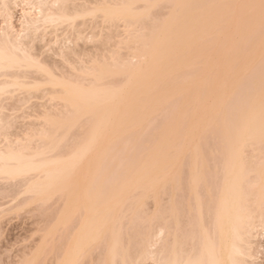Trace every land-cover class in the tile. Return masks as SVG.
I'll return each mask as SVG.
<instances>
[{
  "label": "bare ground",
  "instance_id": "bare-ground-1",
  "mask_svg": "<svg viewBox=\"0 0 264 264\" xmlns=\"http://www.w3.org/2000/svg\"><path fill=\"white\" fill-rule=\"evenodd\" d=\"M67 1H69L70 5H71L72 0H0V16H1V24H0V181L4 180L3 182L6 181V183H7V181L8 182L9 181H16V180L19 181V180L23 179L24 181H22V183H24L25 185H24L23 190H21L23 192L22 194L26 195V191L27 192L32 191V194L30 192L27 194H29V196L35 195L34 199H38V200L42 199L39 197H44V199H45L46 194H48V196H50L49 194L54 193V192L55 193L58 192V194H60L59 191L61 193L63 192L64 198H65L64 202H63L64 205H63V207L61 206L62 207L61 210H58L56 212V213H58L57 215L54 213V216H56V217H54L55 220H53V227L51 229L52 232H50V236H49V237H52V240L50 239V247H48L50 249V253L52 254L51 255L52 261L50 260L51 261L50 264H141L142 263L141 260L143 261L144 258L143 259L142 258H138V259L130 258L131 257L130 254H132V253L129 254V251L126 252L127 247H125L124 246L125 244L123 245V243H122L123 238H122L121 233H119V226H118V223H119L118 218H120L122 213L120 214L118 212H123L122 210H119V209H122L120 207L124 206V204L127 201L129 204L132 202L133 199H136L133 201V203H131L132 208H133V206L135 205L134 202L137 201L139 203L138 198L145 197L146 194L144 192H148L149 195L151 192H153V193H151V195H153L154 193L156 194L157 189L159 187L157 185H161L160 188L163 187L161 189H162V191L164 190L163 194L164 193L166 194V195L164 194V197L167 198V199H165L166 200V203H165L166 207L165 208L163 207L164 208L163 209L164 210L163 216L165 218L164 217L162 218V219H166V220H164V223L166 225L163 224V227L165 226L164 227L165 229L162 226H160V227H162L160 230H162V231L165 230L166 233L164 235L163 234L164 232H163L161 235L162 237L156 238V240H154V243H152L153 240L151 239L152 244L148 243V240H147L146 246H147V243L149 246L146 248L143 247L145 249V250H143L144 254L142 251V254L140 253L139 256L144 255L141 257L146 258V255L147 256L149 255L150 258H152L156 264H259L258 263L259 262L258 261L259 260L258 251L256 249H254L256 246L254 247L253 245L255 244L254 241H255V238L257 236L256 235L257 230H258L257 228L261 227L262 222L264 221V84L260 85V82L258 83V81L257 82L255 81L257 83L256 84L257 86L255 88L256 97H254L253 100H249V101L247 100L248 102H246L244 104V107L243 108L240 107L242 109L240 111L238 110L237 114L235 112V114H234L235 117L233 118V115L231 114V112H233V110H235L234 107L236 105L235 104L232 105L233 107L230 105V107H232L231 108L232 110H230L229 105H228L229 104L228 99H230L231 96L233 95V93L236 91L237 86L238 87L240 86V88H242L241 87L242 84L245 86L244 88H242L244 93L249 91L251 89L250 88L251 84L248 85L250 82L248 84H246L247 86H249V88L243 82H241V84H240V81H243L245 79V78L243 79V76H242L243 72H241L242 74L240 73L241 74L240 78H242L243 80L239 79V83L234 88L233 86L238 82L239 76L237 77L236 83L234 82V85L232 86L235 89V91L233 88L227 90L226 95L228 94V91H231V90H232L231 91L232 95H231V93H230L231 96L229 94L227 95L228 97L225 95V97L228 98L226 100H225V97L223 96L224 101H225L223 103L220 102L221 101L220 99H223V98H218V97H221V94L216 95L217 97L214 95L216 97V99H215V97L212 94L214 92H211V90L214 89L212 86H216L217 90H218L217 86H220L223 88V85L221 86L219 84H221L223 82V80L225 81L227 79V76L226 77L224 76L225 77L224 79L221 78L222 82H219L218 85H210V83L214 81V77H216V75L218 74L217 72L215 74V71L213 72V70H212L215 67L214 65L211 66L212 65L211 63H214V60L212 61V59H215L216 61L219 58L221 59V57H220L222 55L221 53H224L222 56L223 57V64H221V67L219 70L225 71L224 73L222 71L223 75H225V73H227V75L230 74V72H232L231 69L233 70V72L231 74H234V72L237 74L238 71L236 69H238V70L243 69V71L247 69L246 73L249 72L248 70H251L250 62L247 58H245L246 55L251 57V55L248 53V51H247L248 49L246 47L248 45V48H249V47L253 46V42H256L257 39L260 40V38L258 36V35H260V31L259 30L255 31L254 29L253 30L251 29L252 31L246 30V32L248 34L246 33L244 35V32H245V29H244V32L242 33L243 35L241 36V34H239V36H240L239 37V36H237V30L235 29L234 25H233V27L235 30L232 29L233 27H231V25H224L221 23L218 26L217 24H219L220 22H218L217 24H216V22H214L215 19L218 20V18H220V16L215 18L216 12L214 13V9L216 10V8L213 9V8L207 7L208 5H213L214 4L213 1H215V0H163V1L162 0H152V2H151V0H103V1H101L102 3L97 0L98 3L95 4L96 1H93L94 2L93 5L91 4L92 0H90L91 3H89V1H88L87 5L90 4L92 6L88 7L87 5H83V3H82V6H84V7H82V6H79V4H78L79 8L77 7V9L81 8V10H77L76 6L73 7L74 5H76L77 1L75 4L74 3L72 4L73 5L72 7L69 6V3H67ZM139 1L140 2L142 1L143 4H138V3H140ZM153 1H155V2L157 1L156 5H160V4L162 5V4H164V2L168 4L169 2H167V1H170V3L172 5H170V3H169V5H170L169 7L174 6L175 11L173 10L174 8L172 9V7H171V11H173L175 13L172 14V12L169 10L170 13L167 15V17L169 15H170V17L167 18L165 21L163 19L161 21V23L159 22V25H157V26H155V24H158V23H155V24L153 23L154 24L153 26L155 28L153 27L152 32H151L152 26L150 24L146 25L145 24L146 20H144V19H146V18L148 19L150 17L149 14H151V9L152 8L154 9V7H156V6L152 7L153 3H155ZM217 1H224L223 4H230V3L233 4L234 2H235L234 4H236V2L239 3V1H236V0H233V1L232 0H226L227 2H225V0H216V2ZM257 1L251 0V2H250V0H248V2H246V0L245 1L240 0V3H244V2L245 3H254V2H256L258 4L259 1L258 2ZM66 3L68 4L69 7H67ZM79 3H80V1H79ZM99 3H101V4H99ZM192 3H193V5H192ZM196 3L200 4L202 9H199V8H201L200 5L197 6V5H195ZM215 4H217V3H215ZM219 5H221V4H219ZM85 6H87V7H85ZM16 7H19V10H20V18H21L20 24H19L20 27H16V25L14 24V20H13V17H14L13 12H14ZM70 7L74 8L76 10L74 11V9H72V11H73V13H72ZM217 10L219 11V13L222 14V11L224 9L218 8ZM204 11H205V15H204ZM226 11H228V10L226 9L224 11L225 14H227V15H225L224 13L223 14L225 16L223 14L222 15L220 14V15L223 17H228V16H231L235 10H233L232 13L231 12L226 13ZM148 12H149V14H148ZM228 14H230V15H228ZM86 15L93 16V17L90 16L92 18L91 19L92 23L94 21L93 18L96 19V17L99 18V16H100L99 21L102 17L103 18L102 21L104 19L107 21L109 20L108 23H110V21H111L112 24H114L113 21L117 22L116 20H119L118 22H120V20H121L122 23L124 22L122 26L125 25L124 26L125 31H126L125 33L131 35V39L129 38L130 35H129V37L126 36L128 38V41L131 40L136 44L138 42L139 45L142 44V45H145L147 47H146V49H144L143 52L136 54L137 56L134 55V56H136V58H133L135 60V62H133L132 64H131V62H129L130 64L123 65V66H122L121 62H119V61H121L120 59H119V61H118V59H117V61L115 60L116 59L115 56L113 58L110 57L111 59L115 58L113 61L111 60L112 63L114 62L113 65L111 64V61H108V60H107L108 62L105 60L107 62V65H106V63H104L103 57L106 59L107 57L104 56L106 54L97 55L99 57H102L101 58L102 60L100 59L101 62H99V63H97L99 61L98 60L99 58H97V56H96V60H94L95 57H93L94 62L92 63V65L89 64L90 66L88 67V69L81 71L82 74H84V75L80 74L81 75L80 76L76 72L79 75V77L84 76V78H85L84 82L85 83L88 82L87 85H85V84L82 85V81L84 79L82 80V78H83L82 77L80 79L81 80L80 81L79 77H78L79 81L76 80V78H77L76 73H73V76H74L73 79H75L77 82L75 80H72L71 78L68 79V76L71 73L68 76H66L67 78L65 76H64L65 78H62V75H61V77L55 75V73L59 69L58 70L56 69L57 71L55 72V70H53V69H55L56 67L55 68L51 67L52 66L51 63H53V62H51L50 64H48L50 62L48 60H47L48 61L47 63L45 62L48 57H45V59H44L45 61H44V60H42V58L39 59L37 57V55L35 56V54H34L35 52H32L33 50H31L33 48H31L32 46L30 43H32L33 41H37V40H41V42H42V40L44 38H46V35L48 33L52 34V32H54V34H56L58 28L60 30L61 29L60 27L63 24H64V26H62L63 31L65 30L64 27H67V28L69 27L72 30L73 26L81 18H83V19H81V20H83V22H81V23L85 24L84 20L89 17ZM256 15H257V13H256ZM76 18L77 19L80 18V19L75 20ZM141 18L144 20V24L146 26H148V28H150V30L147 31V30H144L146 28L140 27V29H142L144 31L143 34H141L142 32L137 33L138 30L136 32V29H135L136 28L135 25H138L137 23H139V22L141 23V21H142V20H140ZM74 21L76 22L75 24H73ZM96 21H97V19H96ZM99 21H97V22H99ZM107 21H105V23ZM97 22H96V24H97ZM78 23H80V22H78ZM105 23H103V24H105ZM132 23L134 24L135 28L129 27L130 25H132ZM140 23H139V26H140ZM141 26H142V24H141ZM222 26H225V27H222ZM226 26H227L228 30H229V26H230V28L232 29V30L231 29L230 30L233 32V34L235 32L236 33L233 35L232 32H229V35H227L228 31H225L222 29V28L225 29ZM75 27H76V25H75ZM244 27H246V26H244ZM69 28L67 29L68 31H69ZM77 28H78V26H77ZM227 28H226V30H227ZM217 29L220 32H216ZM246 29H248V28H246ZM67 30H65V32H67ZM142 30H140V31H142ZM153 30H155L154 33L156 32V33H158V35L156 33H155L156 34L155 35L153 33ZM222 30L225 32L221 34L222 37L219 40V37L216 35V33H219L218 35H220ZM63 31H61V34ZM250 31L252 33H250ZM253 32H254V35L257 36V38L254 37ZM256 32L259 34H257ZM58 33H60V31ZM79 33L83 35V33H81V30ZM93 33H95V32H93ZM146 33H148L147 35H149V38L147 36H145ZM76 34H78V33H76ZM80 34H78V35H80ZM150 34H154V35L152 36ZM249 34L252 35V37ZM95 35H96V33H95ZM112 35H113V33H111L108 36V38L111 39ZM57 36H59V34H56V37ZM231 36H232V38H229ZM234 36H237L236 38L238 41L234 38ZM246 36H247V38H246ZM72 37H74V36H72ZM126 37L124 34L123 38L122 37L121 38L124 40V38H126ZM140 37H142V38H140ZM144 37H146L147 39L145 38L146 39L145 40ZM217 37H218V39H217ZM241 37H242V39L246 38L250 43H251V41H253L252 45L247 40H244L245 42L246 41L248 42V43L246 42V44L244 45L245 42H243V40H240ZM77 38L78 37L76 36V39ZM79 38H81V37L79 36ZM87 38H89V37H86V39ZM223 38H225V39L223 40ZM249 38H251V39H249ZM48 39L50 40V38H48ZM122 39L121 40L118 39V40H120V42H121ZM143 39L145 41H142ZM204 40L206 41V44L203 46V44L205 43ZM214 40L215 41L218 40V43L217 44H216V42L213 43ZM228 40H230V42H229L230 45H234L235 43L233 44L232 41L236 40V44H238V45H236V44L234 45L235 50L238 49V46L240 44V51H239V49L237 50V52L239 51L238 53L237 52L235 53L234 52L235 50L232 47H230V48L228 47V46H230L229 43H227ZM44 41H47V40H44ZM222 41H223V44L226 43L228 46L221 44ZM239 41H241L243 44ZM120 42H118V43H120ZM200 42H201L202 46L199 44ZM47 43H48V41H47ZM57 43H58V41H57ZM70 43H71V41H70ZM121 44H123V43H120L119 45H121ZM124 44H127V43H124ZM211 44H212V46L217 45L215 50L214 49L212 50ZM260 44H261V42H257V44H256L257 47H259L258 45H260ZM32 45H34V44H32ZM256 45L254 43V46H255V47H253L255 49L254 55L256 54L255 52L261 53V51H259L258 49H257L258 51L256 50V48H257ZM62 46H64V45H62ZM219 46H221L223 49H221V47H219ZM225 46H227L226 50H228V48L229 49L232 48L233 51L228 50L230 53H227V51L225 50V48H226ZM236 46H237V48H236ZM58 47H59V44H58ZM253 48H251V49H253ZM57 49L59 51V48H57ZM66 49H67V47H66ZM66 49H64V52H66L65 51ZM241 49L246 50V51H244L245 53L247 52L244 57H243V55H240V54H243V53H240L242 51ZM260 49H261V46H260ZM61 50L63 51V49H61ZM61 50H60V53H61ZM224 50L226 51L228 57L230 56L231 53L234 52L233 58L231 59V57H232V54H231V57L229 58V60H228V58L226 60L225 57H227V56H226ZM211 51L212 52L216 51L213 55H215L216 57H219V58L216 59V57L215 58L212 57V54H211L212 58H210ZM217 51L220 52V55L218 54ZM64 52H63V55H64ZM260 53L258 54L259 56H261ZM69 54H70V52H69ZM75 54H77V53H75ZM236 54L238 57L236 56ZM239 55L243 58L238 59ZM258 55H256V58L261 59L260 57H258ZM60 56H62V55H60ZM234 56H236V57L234 58ZM177 57L179 58V60L177 59L178 61L175 60ZM208 57H209V60L212 61V62L209 61L210 64L207 63L208 60H206V58L208 59ZM253 57H255V56H253ZM49 58H50V56H49ZM71 58H70V60H71ZM171 58H173L174 60L171 61ZM188 58L191 59L190 64L188 66L190 68L192 66L194 68H197L201 65L199 63H202V62H203V65H205L207 63L209 66L206 68V71H205V73H207V75L209 74V76L211 77L209 80V84L207 83L209 85V87L207 86V84H205L206 80L204 79V77L203 78L200 77V78H202V79H200V81L203 80V82L205 84V85L203 84V86H201L202 82H198L196 80L199 78V77L197 78V76H195L194 79H192L193 77L188 78V80L184 79L185 81H188L189 83L191 82L190 79L194 80L193 83L196 84L195 87L196 86L199 88L202 87L201 89L196 87L199 90V94H200V95L196 94L197 96H199L198 98L203 99V97H201V96L206 95L208 93L209 95L211 94L213 96L214 100H216V101L220 100L219 102L221 103V105H223L225 103L221 107L220 104L216 105V103L213 102L214 100L211 99V102L213 103V105H215V107L220 106L221 108L219 107L218 110L215 109L216 111H214L213 110L214 106L210 104L211 106H213V107H210V105H209L210 109L212 108L210 111L213 110L212 112H215V114L212 112L211 113L214 114L215 116L209 115L207 117L213 118V116H214L215 117L214 120L217 119L219 113H221V109L224 108L225 106H227L224 108L225 113L227 112L226 114H228L227 115L228 118H226L227 124L225 125V127H227V128L229 127V128L227 129V128L223 127L225 129H224V131L222 130L223 133L221 131L220 136H219L220 137V145H222V146L224 145L227 147V159H226V161L221 165H214V166L204 164V163H202L204 154H203V152H199L201 149L199 147H197L199 153H197V150H196V153H193V157H195L194 154H197V156L195 157V160L192 158L194 160V162L191 159L192 160L191 162L194 164H190V165L188 164L189 166L186 165L187 167H185V164L180 162V164H179L180 167H177L178 165H176V164H175L176 167L173 166V164L175 163L174 162L172 164V161L174 160L173 158L177 157L176 155H178V154H176L175 156L173 155V156L169 157L168 156L169 153L174 152V151L177 152L176 149H178L180 145L185 146V143L189 144L190 139H188V141L185 142L187 140V135L193 133L192 131L194 128H192V127H194V126H193L192 122H194V125L196 122L191 121L190 122L191 124H190L189 123L190 120L189 121L187 120L186 122L188 124L192 125L191 126L192 130L188 131L189 134H187V132L185 133L186 134L185 135L186 140H183L184 136L183 137L181 136V135H184V133L179 134V136H177V133H175L176 131H174V132L171 131L172 133L170 132L169 135H167V138L169 139V137H170L171 140L169 139V141H168V139H165V137L161 136L162 142L160 140L159 145H162L163 147H161V146L158 147V145H157V148H160V149H156V147H155L153 150H157V151H153V153H151L152 155L150 154V156H149L151 158V162H150L151 164L145 165V167L147 166L146 168L148 170V172L145 170V173L146 172L150 173V171H153L154 168H152V167L159 165L158 163H162V165H163L162 166L160 164L158 166L159 167L158 170L159 169L161 170V172H160L161 176L157 174L159 177L157 176L158 178H156V179L151 176L152 181H149L148 178H146L148 183L149 182L153 183L157 180H160V178H161V180H162L161 184L160 183L155 184L157 186V188L155 187L156 188V190H154L155 192L152 190L154 185H152L151 183L149 184V187L153 186L151 189L148 187L147 184L143 185L140 183L141 185H139V184L138 185L137 184L132 185L133 183L134 184L136 182L139 183L138 181L142 180V178H141V180L139 179L141 176L137 178L138 181L136 180L135 175L136 174L138 176L140 175V174H138L139 170H138L137 166H131L130 169L127 170V172L125 174H127L128 177L124 182L125 183L130 182L132 179L133 180L135 179L136 182L135 181L130 182L131 185L129 184V185L125 186V188H127V187L130 188V186H131V188L133 190V187L136 186L135 187L136 189H134L133 191L135 192L138 190L140 192V194H139V192H137V193L140 197L138 195H136L137 193H135L134 196L136 195V198H133V195H132V197L130 196L127 199L126 198H124V199L120 198L121 196H119V192H121L120 190H122L123 189L122 186H124V183L120 179V177L119 178L117 177L119 181L116 178L117 182L115 181V183H112V185L108 183L111 186H109L107 184L106 185L107 188L106 187H105L106 189L104 188L105 189L104 191H106V192H102L103 189L101 188V184H102V187H104L105 182H103V181L107 180L106 174H107V172L109 173L110 168H111V167H109V165L107 163L108 157L111 154L114 155L116 152L115 151L114 154L111 152L110 155L108 156L106 154H109L107 152H110V151L105 150L106 153H103V152H105L104 149L107 147L109 149H112L114 145L117 146L116 144H118V142H120V140L124 139V137L128 135L127 133L133 132L132 129H134V132L137 129L136 132L138 131V133H140V131H141L140 128L143 127V125L145 124V123L143 124L144 116L146 114H148L150 111L152 112V109H150V107H149V106H151V104L147 103L148 104V106H147L146 101L149 102L150 100H152L151 102H154V100H156L155 97L157 96V94H158L159 99L161 98L160 97L161 93L165 94L164 95L165 97L162 95L163 98H161L160 102H159V100L154 102V105H156V103L159 102L161 104V106L158 105V103H157V105L159 107L157 105L156 106L152 105V106H154V108L153 107H151V108L155 109L153 111L155 114V111L159 110V108L162 107V105H163L162 103L163 102L165 103V101H167V99H165V98L166 97L168 98V96L172 92H173L172 93L173 95H171V96H174L176 98H177V96L181 98L183 96V94H184V96H185V94H187V91L189 88L186 91H184L183 89L186 87V85L188 87L189 83L185 84L186 82H184V84H183L182 79L180 80L181 83L179 82V80H177L175 82L176 87H175L174 81L172 84L173 87L171 85L170 86L168 85L167 88L170 87L169 88L170 94L168 92L169 90L166 91L167 93H164L163 89H165V86H167L166 85L167 84L166 83L167 82L166 77L171 78L172 75H173L172 77H174V74H176L175 76H177L178 71L180 70L179 72H181L186 67V65L183 63V65H182L183 67L181 70L180 69L181 68L180 63H182V61L186 63ZM236 58L238 60L235 61ZM256 58L255 59L253 58V60H255L257 62L254 64H256V65L262 64V63H259L257 61L259 59L256 60ZM62 59H64V58H62ZM230 59L232 61H235L233 63L234 65L232 64ZM242 59H246L245 61L249 62V63L248 64L245 63ZM225 60L227 61L228 65L231 66L232 68L229 67L230 68L229 69L228 65L226 67L227 63L225 62ZM239 60L241 62H243L244 64L243 63L242 64L245 66L241 65V63H240L238 65L241 68L238 66H237L238 67L237 68L235 65L239 62ZM59 61H61V59ZM173 61H175L176 63L175 62L173 63ZM204 61H206L205 64H204ZM216 61L214 64H216L219 60L217 62ZM221 61H219V62H221ZM115 62H118L119 64H117ZM177 62H178V65H176ZM224 62H225V65H224ZM260 62H261V60H260ZM65 63L67 65V62H65ZM71 63H73V61ZM71 63H70V65L74 64V63L73 64H71ZM88 63H89V61H88ZM76 64H75L76 67H74V68L76 70H78V68H80L81 66L78 65L80 67H77ZM174 64H175V67L177 66L176 68H178L179 70L175 71L176 69L172 68V65H174ZM186 64L188 65V62ZM70 65H67V68L68 67L70 68ZM86 65H88V64H86ZM128 65H130V66H128ZM222 65H224V66H222ZM248 65H250V66H248ZM118 66H119V68H117ZM126 66H128V67H126ZM246 66H248L249 69L246 68ZM193 67H192V69H193ZM72 68L70 71H73ZM208 68H211V70L210 69L207 70ZM234 68H236V69H234ZM75 69L73 72H75ZM83 69H85V67ZM257 69H259V68H257ZM215 70H216V68H215ZM207 71L210 73H208ZM121 72L126 74L125 75L126 78L124 79V81H125L124 83L126 84V83L130 82L131 84L129 85V87L134 88V86H136L135 87L136 90L134 88L130 92V89H129V91L127 92L126 90H124V86L127 87V85L123 84L124 85L123 86L120 83H118V85H117V83H114L115 84L114 85L112 83L113 80L112 81L110 80L111 83L109 82V79H112L115 76H116V78H118L119 76L117 74L120 75ZM64 73H67V72H64ZM219 73H220V71H219ZM246 73H244V74H246ZM33 74H35V75H33ZM61 74H63V73H61ZM74 74H76V75H74ZM236 74H235L234 78H236V76H237ZM36 75H38V76H36ZM219 75L221 77L223 76L221 74H219ZM255 75H257V76L259 75L258 70H257V74H255ZM107 76L109 77L108 78L109 83L107 82V80H105V78H107ZM110 76H112V78H110ZM164 76H166V77H164ZM39 77H40V80H39ZM58 77H60V78H58ZM89 77H91L90 79L92 81H88ZM162 77L164 78L163 80H162ZM228 77L233 78V75L232 76L228 75ZM256 77L254 80H256ZM217 78H218V76H217ZM218 79L220 80V77ZM218 79H217V81H218ZM259 79H260V81L264 80V79H262V73L259 76V78L257 77V80H259ZM103 80L106 81V85H105V82ZM245 80H247V79H245ZM162 81H165L166 84H164ZM195 81H197V82H195ZM216 82L214 81L213 83H216ZM229 82H230V80L227 82V84H228V85H226L227 89L229 87H231V86H229ZM231 82H233V81H231ZM199 83H201L200 86L198 85ZM108 84H112V85H108ZM163 84L165 85L164 87H163ZM181 84H183L184 87H181ZM222 84H224V82ZM230 85H231V83H230ZM206 86L210 90L207 89ZM203 87H204V91L202 90ZM210 87H212V89ZM172 88H174V90H171ZM137 89H138V91H137ZM221 89H220V91L218 90L219 93H221L222 90L223 91L225 90V89H222V90ZM154 90H156L157 92L153 93ZM208 91H210L211 93ZM237 91H238V89H237ZM241 91H239V93ZM39 92L42 94L44 92V96L42 95L43 99L47 96L46 97L47 99H45V100H48V102L50 104H54L53 106H55V102H56L58 105L61 106V108L63 107L62 109L60 107H58L60 112H61L60 113L61 115L59 114L58 111H56V110H58L57 107H55V109H56L55 110L51 106L57 113L56 114L54 112L55 114H53L54 110H52V111L48 110V109H50V104L47 103V104H49V107L46 108L45 106L47 104L44 105L42 103L44 105V108H46L47 110L42 107L46 111L41 110L40 113L38 112L39 114L38 113L35 114L36 113L35 112L34 113L35 116L31 115L35 118H38L37 124L39 125V128H38V125H36L37 127H34V125H35L34 122H36L37 119L33 118V120H36V121H32L29 123H32L34 125H31V127H30V124H28L29 126L27 125L28 127H26L24 125L25 129H23L24 126L21 124L22 127L18 128V129L22 128L23 131L21 130L19 133L17 131L18 130L17 129L16 131L18 133L14 134V131H12V128L16 127L15 126L16 123L13 122V120H15V119L10 118L12 115L8 116L5 114L8 112L3 113V111H5V109H4L5 106L8 105V103H9L8 102L9 99L12 98L13 102L12 101L11 102L16 103V108L17 107L20 108L23 106V105L21 106V104H23L22 102L27 101L29 98L36 97L37 96L36 93H38V95L40 96ZM182 92H183V94L181 95ZM204 92H205V94H203ZM225 92H226V90L224 91V93ZM15 93L17 96L20 94L19 97H22V99L25 98V101L19 99V97L16 98L17 96L15 95ZM17 93H19V94H17ZM23 93L30 95V96L32 95V96L30 97V96L25 95L23 98V95L21 96V94H23ZM143 93H145V94L149 93V94H147V97L149 96V98H148L149 101L147 100L146 95H144ZM224 93L222 92V95H224ZM239 93H237L236 95H238ZM34 94H36V96ZM151 94H153L154 96L153 95L151 96ZM167 94H169V95L167 96ZM13 95H14V97H13ZM138 95H141L142 98L139 97L140 99L139 100L137 99L138 103H136V101L134 99L138 98L137 97ZM143 95L146 99L143 98ZM236 95H234V96H236ZM26 96L29 98H27ZM174 97L173 98L171 97V98L175 99ZM207 97H209V96H207ZM207 97H205V99ZM169 98H170V96H169ZM18 99L21 101H19ZM170 99H168V100H170ZM183 99H184V102H186L184 97H183ZM183 99H182V101H183ZM202 99H200L199 102ZM6 100H8V101H6ZM209 100H210V98H209ZM133 101H135V103L137 104V107H135L136 105L135 106L133 105V103H134ZM161 101H162V103H161ZM4 102H6L7 104L5 105ZM181 102H180V104L183 105ZM211 102H208V103H211ZM25 103H28V102H25ZM25 103H24V106H25ZM204 103H205V101L202 100L201 104L199 103V105L201 106ZM205 105H202L203 106L202 108H204ZM207 106H208V104H207ZM241 106H243V105H241ZM6 107L8 108V106H6ZM28 107L33 109L32 106H28ZM33 107H35V106H33ZM146 107H147V109H146ZM135 108L137 110H134ZM148 108L150 109V111L148 110ZM205 108H206V106H205ZM226 108H227V111H226ZM20 109L24 110L22 108H20ZM189 109H190V111L195 110L194 107H190ZM19 110H18V112H19ZM61 110H63V112ZM146 110L149 112L144 113ZM196 110H195V112H196ZM29 111H31V110H29ZM42 111H44V112H42ZM64 111H66V112L64 113ZM197 111H200V110H197ZM218 111H220V112H218ZM222 111H224V110L222 109ZM14 112H17V109H16V111L14 110ZM25 112H23V113H25ZM113 112H114V115H112ZM202 112H204V111L202 110ZM29 113L31 114V112H29ZM143 113H144V116H143ZM208 113H205V115H207ZM211 113H209V114H211ZM154 114H151V115L148 114V115H146V117L148 116V118H149V117L153 116ZM26 115H27V113H26ZM141 115L143 116L142 118H140ZM13 116H14V114H13ZM20 116H22V115H19V117ZM85 116L93 118V120H92L93 122H92V124L89 125V128H88L90 130H88V132H86L87 133L86 136L85 135H83L84 137L82 136L84 140L82 139V141H81L82 143H80V145H78V146L75 145L76 148L75 147L71 148L72 145H70V143L68 144V145H70V149L74 148V150H71V152L68 155H65L67 157V159L65 160L62 157V154L60 156V155L56 154V152H55V150L58 148L57 139L60 138V141L58 140L59 144H60V142L63 141L61 136L63 134H66V133L68 134L67 130L70 129L69 128L70 125L72 123L73 124L75 123V125H76V123H78L79 120ZM111 116L115 117L114 124L112 121L114 118ZM6 117H9V119H7ZM28 117L30 118V116H28ZM229 117L233 118L234 122L232 121L233 119L230 120ZM85 118H83V119L85 120ZM138 118H140V120H143V121H141L142 124L140 123L141 126L138 125L140 120H139V122H135ZM18 119L19 118H17V121H18ZM88 119H90V118H88ZM193 119H191V120H193ZM9 120H11V121H9ZM205 120L207 121V120H212V119H206L205 118ZM214 120H213V122L207 121L209 126H211L214 123ZM20 121H19V123H20ZM12 122H13V124L14 123L15 124L13 125ZM27 122L25 121V123H27ZM134 122H135V125H133V126H135V127H132V124ZM204 122H202L201 125ZM211 122H212V124H211ZM19 123H18V125L20 126ZM25 123H23V124H25ZM136 123H138V124H136ZM112 124L115 126H112ZM207 125L205 124L204 126H207ZM110 126H112V127H110ZM130 126H131L130 131H128ZM136 126H137V128H136ZM196 126H198V125H195L194 130L197 129ZM114 127L116 128V130L112 131L114 129ZM127 127H128V129H127ZM71 128H73L72 125H71ZM109 128L110 129L113 128L111 131L116 133V134L115 133L114 134L116 135L115 137H117L116 138L117 141H116V139H114V137H112V135L114 136V134L113 133H112V135L110 134L111 132H110ZM62 129L63 130L65 129L66 132H63ZM108 130L110 132L109 133L110 135L107 132ZM124 130H126L124 132L125 134H123ZM213 130H215V129H213ZM60 131H62V133L60 135H58V133ZM194 132H197V131H194ZM173 133L176 134V137H174L175 134H173ZM67 134L63 135V137L66 138ZM103 134L104 135L108 134L109 139L113 138L114 139L113 140L114 145L110 144L112 142V141L110 142V140H109L110 143L108 142L110 145L105 143V140H108V139H105L107 137V135L101 139ZM69 135H70V133H69ZM194 135H197V133ZM192 136H188V138L190 137L191 140H193L192 138H194L195 136H193V137ZM177 137H180V138H177ZM176 138H177V141L175 142ZM99 139H101V144H100V142L98 143ZM164 140H167V141H164ZM178 140L180 142H178ZM181 140L184 141L185 143L181 142ZM196 140H198V141H196ZM72 141H74V140H72ZM102 141L104 142V145H103ZM195 141H196V144H195ZM195 141L191 143V145L194 143V145H192V147H195V145L199 146L200 143H199L198 136H196ZM164 142H167V143H164ZM177 142H178V144H177ZM66 143L67 142H65L64 147H66ZM98 144H100V145L98 146ZM105 144H107L108 146H106ZM95 146H96V148H101V146H106V147H104V149H102L103 148L102 147L101 150H103V151L101 154H99L101 152V150L95 149ZM192 147L190 146L189 148H192ZM108 148H107V150H108ZM185 148H187V147H185ZM92 149H95L93 151H98V152L94 153L92 151ZM58 150H59V148H58ZM181 150L182 149H180L179 151H181ZM68 151H70V150H68ZM91 151H92V153H91ZM113 151H114V149H113ZM54 153L56 155H54ZM90 153H91V155H90ZM93 154L94 155L95 154L102 155V157L100 158L102 160L104 159L103 155H106L105 160L106 159L107 160L106 161L101 160L100 161L102 163V165H101V163L99 162L100 159H98L100 156L97 157L98 155L94 156ZM91 156H94V163L96 160L95 157H97V159H98L97 161L100 164L99 168L97 166L98 163H96V164L93 163L92 166L88 164V162H87L88 159L89 160L92 159V162H93V157H91ZM149 157H148V159H149ZM85 159L87 161H85ZM83 161H85L84 162L85 164L82 163ZM90 163H91V161H90ZM178 163L179 162H177V164ZM79 164H83V165L80 166ZM181 164H183V165H181ZM94 165H96L97 166L96 168H98V169H96V172H97V170H99L97 175L94 171L95 170ZM148 165H149L150 170L148 168ZM79 166L80 167L85 166L84 168H85V170H88V172L85 171L84 169H83V171L86 172V175L88 176V181H89V178H91L90 182L87 183V181H86L87 176L84 178V175L80 174V176L82 175V177H83V178L81 177L80 180L81 181L83 180V181L79 182L80 183L79 185H82L84 182L86 183V184H83L84 186L82 187L84 189V192H83L82 188L79 187V185L77 186L79 177L77 178V180H75L76 177H74V176H79L78 174L81 173ZM87 166L93 167V169L92 168L86 169V168H89ZM160 166H162L163 168L161 169ZM104 167L106 169L105 170L106 174L103 171ZM145 167L143 166V169ZM107 169H109V170H107ZM79 170H80V172H79ZM77 171L79 173H77ZM140 171H142V169ZM155 171H156V168H155ZM155 171H153V172H155ZM89 172H92L91 173L92 175L90 174L91 175L90 177H89ZM76 173H77V175H76ZM94 173H95V175H93ZM99 173L104 174L106 177L104 175H101L103 178H100V176H98V175H100ZM141 173H142L141 175H143L144 171ZM147 173H146V175H147ZM155 176L156 175H154V177ZM72 177L74 178L76 185H74L75 183H74V180L72 179ZM100 179H101V181H100ZM149 179L151 180L150 176H149ZM99 181H100V185H99V183H96ZM145 183H147V182L145 181ZM162 183H163V186H162ZM214 183H217V185L212 186ZM93 184L99 186L98 188H100V189H98L97 186L96 187L93 186ZM85 185H87V186H85ZM88 185L89 186L91 185V187H93V188L91 189V187H89L91 190L87 189L86 187H88ZM21 187H23V186H21ZM25 188H26V191L24 192ZM78 188H80L81 191L85 194L81 195V192L79 191ZM138 188H140V190ZM126 190H128V191L130 190V192L132 191L131 189H126ZM141 190H143L142 193H141ZM177 190L178 191L181 190L182 192L179 191V193H177L178 192ZM13 192H15V191H13ZM182 193H184V194H182ZM56 194H54V195H56ZM124 194L127 195L126 193H124ZM128 194H129V192H128ZM143 194H145V195H143ZM178 194H180V195L182 194L181 195L182 198H181V196H179L180 199H182L181 201H180V199H177ZM149 195H147V196L149 197ZM122 197H124V196L122 195ZM130 198H132V199L130 200ZM175 198H176V200H175ZM177 200H179L180 202H178ZM143 202L144 201L140 202V204H142ZM128 204H125V207L126 206L130 207V206H128ZM119 205H121V206L119 207ZM136 205L139 206L137 203H136ZM61 207H59V208H61ZM126 208L123 207V210ZM129 209H131V208H128V210ZM128 210H126V211H128ZM139 210H137V212H141ZM143 213H145V211ZM78 214H80V215H78ZM126 214H129V212L122 214V215H126ZM75 215L76 216L78 215V218H79V219L75 218V220H74V222L77 223L76 225L73 224L74 223L73 219H74V217H76ZM118 215H120V216L116 217ZM121 218H122V216H121ZM140 218H137V219H140ZM73 225H75V226H73ZM120 229H121V225H120ZM120 231L122 232V230H120ZM121 238H122V240H121ZM164 239H165V241H164ZM158 241H161V244H162V247H161L160 243H159V246L161 247V248L159 247L160 249H158V247H157ZM103 244L105 247L104 249L102 248ZM129 247H130V245H129ZM256 248H258V247H256ZM43 252H45V251H43ZM159 252L161 253V255L159 254ZM157 256H159V257H157ZM29 263H31V261H29Z\"/></svg>",
  "mask_w": 264,
  "mask_h": 264
},
{
  "label": "rangeland",
  "instance_id": "rangeland-1",
  "mask_svg": "<svg viewBox=\"0 0 264 264\" xmlns=\"http://www.w3.org/2000/svg\"><path fill=\"white\" fill-rule=\"evenodd\" d=\"M76 1H77V3H76ZM79 1H80V3H79ZM72 0L71 2V5H70V3H69V1H67V3H69V6H73L72 4L74 3H76V5H74L73 7H75L76 6V9H77V7H78V4H79V6H82V3H83V5H87L88 4V1H89V3H91L92 5L94 4V2L93 1H96L95 2V4L96 3H98L97 2V0H92L91 2H90V0ZM99 2H101V1H103V0H98ZM163 1V0H162ZM233 1V0H232ZM236 1H239V3H240V0H236ZM242 1V0H241ZM243 1H245V0H243ZM253 1V0H252ZM254 1H257V0H254ZM259 1V0H258ZM257 1V2H258ZM140 2V1H139ZM151 2H152V0H151ZM153 2H155V1H153ZM167 2H169L170 3V1H167ZM173 2V1H172ZM220 2V3H219ZM223 2L224 1H217L216 2V0L215 1H213V3L215 4V3H217V4H215V5H219V4H221V5H223ZM225 2H227L226 0H225ZM246 2H248V0H246ZM250 2H251V0H250ZM66 3V4H67ZM102 3V2H101ZM101 3H99V4H101ZM138 3V2H137ZM136 3V4H137ZM156 3H157V1L155 2V3H153V5H152V7H154V6H156V7H154V9L152 8H150L151 9V14H149V12H148V14L150 15V17L147 19H144V20H146L145 21V24L147 25V24H150L151 26H152V28H151V32H152V29H153V25L155 24V23H158V24H155V26H157V25H159V22L161 23V21L164 19V21L167 19V18H169L170 17V15L167 17V15L170 13L169 12V10L171 11V7H172V9L175 11V7L174 6H171V7H169L170 5H172L171 3H170V5H169V3L167 4V3H165L164 2V4H160V5H156ZM195 3V2H194ZM235 3V2H234ZM233 3V4H234ZM237 3V2H236ZM245 3V2H244ZM254 3H256V2H254ZM138 4H143L142 3V1L140 2V3H138ZM202 4V3H201ZM213 4V5H214ZM231 4V3H230ZM257 4V3H256ZM92 5H87L88 7L89 6H92ZM98 5V4H97ZM192 5H193V3H192ZM195 5H200V4H195ZM194 5V6H195ZM68 6V4H67V7H69ZM87 6H85V7H87ZM137 6V5H136ZM140 6V5H139ZM196 6V7H197ZM70 7V8H71ZM82 7H84V6H82ZM138 7V6H137ZM200 7H201V5H200ZM79 8V7H78ZM69 9V8H68ZM72 9H74V8H71V12L73 13V11H72ZM76 9H74V11L76 10ZM199 9H202V7L201 8H199ZM214 9V8H213ZM218 8H216V10L214 9V13L216 12V14H215V18L216 17H218V16H220V18H222L223 16H221L223 13L225 14V10L226 9H224L223 11H222V14L221 13H219V11L217 10ZM221 9V8H220ZM77 10H81V8L80 9H77ZM153 10V11H152ZM228 11H226V13H232L233 12V10H230V9H227ZM172 12V14L173 13H175V12H173V11H171ZM221 12V11H220ZM257 15H256V17H257V19H256V23H255V25L251 28L252 30L254 29L255 31L257 30H259L260 31V25H259V15H258V10H257ZM221 14V15H220ZM223 14V15H224ZM233 14H234V12H233ZM232 14V15H233ZM13 15H14V17H13V20H14V24L16 25V27H20V10H19V7H16L15 8V10H14V12H13ZM148 15V16H149ZM204 15H205V11H204ZM217 15V16H216ZM225 15H227V14H225ZM224 15V16H225ZM228 15H230V14H228ZM86 16H89V15H86ZM91 16V15H90ZM89 16V17H90ZM146 16V15H145ZM88 17V18H89ZM91 17H93V16H91ZM86 18L84 21H85V24H82L81 22H83V20H81V19H83V18H76L75 20H79V21H77V23L74 21V23L73 24H75L76 25V27H75V25L73 26V29L71 30L69 27V31L67 30L68 28L67 27H64L65 28V30H67V32H65V30L63 31V27L62 26H64V24L60 27L61 29L59 30V28H58V30H57V32H56V34H59V36H57L56 37V34H54V32H52V34L51 33H48L47 35H46V38L48 37V38H50V40L47 38H44L43 40H42V42H41V40H37V41H33L32 43H30L31 44V48H33V49H31V50H33L32 52H35L34 54H35V56L37 55V57L39 58V59H41L42 58V60H44L45 59V57H48L47 59H46V63L48 62V61H50L48 64H50L51 62H53V63H51L52 64V66L51 67H53V68H55V69H53V70H55V72L57 73H55V75H57V76H60L61 77V75H62V78H65L66 76H68L70 73L72 74H70L69 76H68V79H72V80H75V79H73L74 78V76H73V73H78L79 75L80 74H82V72L81 71H83V70H86V69H88V67L90 66V65H92V63L94 62L93 61V57H95V59L94 60H96V56L97 55H99V54H106V55H104V56H106L107 58L105 59L104 57H103V60H104V63H106V65H107V62L108 61H113L115 58V60L117 61V59H118V61H119V59L121 60V61H119V62H121V64H122V66L123 65H127V64H130L129 62H131V64L133 63V62H135V60L133 59V58H136V54H139V53H141V52H143L144 51V49H146V47L147 46H145V45H139L138 44V42H137V44L136 43H134L133 41H131V40H129L128 41V38L127 37H129V35L130 34H127V33H125L126 31H125V28H124V26H122L123 25V23L121 22V20H120V22H118L119 20H116L117 22H115V21H113V23L114 24H112V22L110 21V23H108L109 22V20L107 21V20H105V21H107L106 23H105V21L103 22L102 21V17H101V19H100V21H99V18H100V16H99V18L98 17H96V19H97V21H99V22H97L96 21V19H94L93 18V23H92V18ZM220 18H218V20L217 19H215L214 20V22H216V24L220 21ZM89 20V21H88ZM140 20H142L141 21V23H140V26H139V23H137L138 25H135L136 26V28L134 27V24L132 23V25H130L129 27H131V28H135L136 29V32H137V30H138V32L137 33H140V32H142L141 34H143L144 33V31L142 30V29H140V27L141 28H146V29H144V30H147V31H149L150 30V28H148V26H146L145 24H144V20L141 18ZM87 21V22H86ZM97 22V24H96V22ZM102 21V22H101ZM78 22H80V23H78ZM101 22V23H100ZM103 23H105V24H103ZM154 23V24H153ZM0 24H1V16H0ZM107 24V25H106ZM110 24V25H109ZM141 24H142V26H141ZM221 23H219V24H217L218 26L220 25ZM66 25V24H65ZM80 25V26H79ZM82 25V26H81ZM90 25V26H89ZM112 25V26H111ZM146 27H145V26ZM234 25V27H235V29L237 30V36H239V34H241V36L243 35L242 33L244 32V29H245V32H244V35L247 33L246 32V30L247 31H249V30H251V29H249L248 27H244L243 25H235V24H233ZM233 25H231V27H233ZM77 26H78V28H77ZM75 27V28H74ZM81 27V28H80ZM86 27V28H85ZM128 27V28H129ZM222 27H225V26H222ZM234 27L232 28L233 30H235L234 29ZM155 28V27H154ZM218 28V27H217ZM226 28H227V26H226ZM226 28L224 29V28H222L223 30H225V31H228V34L227 35H229V32H232L231 30V28H230V26H229V30H228V28H227V30H226ZM246 28H248V29H246ZM87 29V30H86ZM231 29V30H230ZM80 30H81V33H83V35L82 34H80L79 32H80ZM124 30V31H123ZM140 30H142V31H140ZM222 30V32L220 33V35H218L219 33H216V35L219 37V40H220V38L222 37L221 36V34L222 33H224L225 31H223ZM251 30V31H252ZM60 31V33H58ZM61 31H63L62 32V34H61ZM146 31V32H147ZM154 31L155 30H153V33H154ZM157 31V30H156ZM250 31V33H252ZM67 34H65V33ZM93 32H95L96 33V35H95V33H93ZM216 32H220V31H218V29H217V31ZM235 32V31H234ZM71 33V34H70ZM76 33H78V34H80V35H78V34H75ZM111 33H113V35L111 36L112 38L110 39V38H108V36L111 34ZM156 33V32H155ZM154 33V34H155ZM227 33V32H226ZM236 33V32H235ZM234 33V34H235ZM257 33V32H256ZM90 34V35H89ZM92 34V35H91ZM124 34H125V37L126 38H124V40L122 39L123 38V36H124ZM148 33H146V35L145 36H147L148 38H149V35H147ZM154 34H150V35H154ZM157 35H158V33H156ZM155 34V35H156ZM232 34H233V32H232ZM233 34V35H234ZM248 34V33H247ZM257 34H259V33H257ZM51 35V36H50ZM65 35V36H64ZM116 35V36H115ZM250 35V34H249ZM253 35H254V32H253ZM72 36H74V37H72ZM76 36L78 37L77 39H76ZM79 36L81 37V38H79ZM143 36V35H142ZM237 36H234V38L237 40ZM251 37H252V35H250ZM259 36V38H260V35H258ZM86 37H89V38H87L86 39ZM122 37V38H121ZM218 37H217V39H218ZM225 37V36H224ZM240 37V36H239ZM249 37V36H248ZM254 37L255 38H257V36L256 35H254ZM72 38V39H71ZM130 39H131V35H130V37H129ZM140 38H142V37H140ZM139 38V39H140ZM146 37H144V39H145ZM227 38V37H226ZM229 38H232V36L231 37H229ZM233 38V39H234ZM246 38H247V36H246ZM246 38H243L242 39V37L240 38V40H243V42H245L244 40H247ZM67 41H66V40ZM76 39V40H75ZM96 39V40H95ZM118 39H122V41L120 42V40H118ZM126 39V40H125ZM142 40V41H145V40ZM225 38H223V40H224ZM239 39V38H238ZM249 39H251V38H249ZM44 40H47L48 41V43H47V41H44ZM85 40V41H84ZM118 40V41H117ZM236 40H231L232 42H233V44L235 43L236 44ZM254 40V39H253ZM57 41H58V43H57ZM70 41H71V43H70ZM124 41V42H123ZM141 41V40H140ZM141 41V42H142ZM205 41V40H204ZM235 41V42H234ZM238 41V40H237ZM248 41V40H247ZM246 41V42H247ZM251 41V40H250ZM55 44H54V43ZM68 42V43H67ZM118 42H120V43H123V44H121V45H119L120 43H118ZM216 42V44L218 43V40H214V42L213 43H215ZM230 42V40H228L227 41V43H229ZM239 42H241V41H239ZM238 42V43H239ZM246 42L244 43V45L246 44ZM249 42V41H248ZM247 42V43H248ZM252 42L253 41H251V45H252ZM257 42H261L259 39H257L256 40V42H253V46H251V47H249L248 48V45H247V51H248V53L251 55V57L250 56H248V55H246V53L244 52V51H246V50H243V49H241L242 51L240 52V53H243V54H240V55H243V57L246 55V57L245 58H247L248 60H249V62H250V65H248V66H250L251 67V70H248L249 72H247L246 73V71H247V69L246 70H244L243 71V69H236V68H234V69H236L238 72H237V74L234 72V74H231L232 72H233V70L231 69V71L232 72H230V74H228V75H230V76H232L233 75V78L231 77H228V75H227V73H225V75H223L222 74V71L221 70H219L220 69V67H221V64H223V54L224 53H221L222 55L220 56L221 57V59L219 58V57H216L215 55H213L215 52H212L211 51V53H210V58H212V57H216V59L217 58H219L218 60L219 61H221V62H219L218 60V62L215 60V59H212V61L214 60V63H215V61L217 62L216 64H214V63H211L212 65L211 66H215L212 70H213V72L215 71V74H216V72L218 73L217 75H216V77H214V81L216 82L217 81V79L220 77V80L218 79V81L216 82V83H213V82H211L210 83V85H218L219 84V82H222V79L221 78H225L226 76H227V79L224 81L223 80V82H224V84H219V85H223V88L222 87H220V86H217V88H218V90L220 91V89L222 88V89H225L226 90V92L224 93V91L222 90L221 91V93H219V91L216 89V86H212L214 89H212V87H210L212 90H211V92H214V93H212L213 94V96L215 95H220L221 94V97H218V98H223V96L225 97V95H226V93H227V90H229V89H231V88H235V86L239 83V79L240 80H243L244 78L245 79H247V80H243V81H240V84H241V82H243L245 85L246 84H248L249 82V84L248 85H250L251 84V89L249 90V91H247V92H245L244 93V91L242 90V88H244L245 86L242 84L241 85V87L242 88H240V86L238 87H236V91H237V89H238V91L236 92L235 91V89H234V91L236 92H234L233 93V95H232V93H231V91H228V94L230 95V93H231V98L230 99H228L227 97H225V100L226 99H228L229 100V108H230V110H232L231 108L233 107L232 105H236L235 107H234V109L235 110H233V112H231V114L233 115V118L235 117L234 116V114H235V112H236V114L238 113L237 111L239 110H241L243 107H244V104L246 103V102H248L249 100H253V98L254 97H256V93H255V88H256V82L258 81V83L260 82V85H263L264 84V80L263 81H260V79L259 80H257V77L259 78V76L261 75V73H262V64H258V65H256V64H254V63H257L255 60H253V58L255 59L256 58V55H258L260 52H255L256 54L254 55V48L253 47H255L254 46V43H255V45L257 44ZM117 43V44H116ZM124 43H127V44H124ZM140 43V42H139ZM144 43V42H143ZM204 43V42H203ZM212 43V44H213ZM242 43V42H241ZM29 44V45H30ZM32 44H34V45H32ZM58 44H59V47H58ZM201 46H202V44H201V42L199 43ZM206 44V41H205V43L203 44V46ZM212 44H211V46H212ZM221 44H223V41H222V43ZM234 44V45H235ZM243 44V43H242ZM62 45H64V46H62ZM119 45V46H118ZM215 45V44H214ZM223 45H227L226 43L225 44H223ZM229 45H230V43H229ZM234 45H230V46H228L229 48L230 47H232L234 50H235V47H234ZM236 45H238V44H236ZM243 45V46H244ZM35 46V47H34ZM216 46L217 45H215V46H212V50L214 49L215 50V48H216ZM222 46V45H221ZM221 46H219V47H221ZM227 46H225L226 48H225V50L227 49ZM242 46V47H243ZM259 47H257V45H256V50L258 49L259 51H261V49H260V46H261V44L260 45H258ZM66 47H67V49H66ZM57 48H59V51H58V49ZM228 48V50H232V48L231 49H229ZM236 48H237V46H236ZM245 48V49H246ZM251 48H253V49H251ZM35 49V50H34ZM61 49H63V51L61 50ZM64 49H66L65 51L66 52H64ZM71 49V50H70ZM220 49V48H219ZM221 49H223L222 47H221ZM238 49H239V51H240V44H239V46H238ZM237 49V50H238ZM60 50H61V53H60ZM70 52V54H69V52ZM224 50V51H225ZM228 50H226L227 51V53H230ZM237 50H235L234 52L236 53L237 52ZM257 50V51H258ZM45 53H44V52ZM51 51V52H50ZM223 51V52H224ZM226 51H225V54H226V56L227 57H225V59L227 60V58H228V60H229V58L231 57V54H232V57H231V59L233 58V53H231L230 54V56L228 57V55H227V53H226ZM233 51V50H232ZM238 51V52H239ZM50 52V53H49ZM59 52V53H58ZM63 52H64V55H63ZM73 52V53H72ZM218 52V51H217ZM237 52V53H238ZM38 53V54H37ZM58 53V54H57ZM75 53H77V54H75ZM46 54V55H45ZM54 54V55H53ZM114 54V55H113ZM211 54H212V57H211ZM217 54V53H216ZM218 54L220 55V52H218ZM44 55V56H43ZM50 56V58H49V56ZM53 55V56H52ZM56 55V56H55ZM60 55H62V56H60ZM66 55V56H65ZM72 57H70V56ZM113 55V56H112ZM134 55H136V56H134ZM239 55V58L238 59H240V58H243V57H241ZM260 55H261V53H260ZM71 58V60H70V58ZM115 56V58L114 59H111L110 57H114ZM209 56V55H208ZM236 56H237V54H236ZM236 56H234V58L236 57ZM248 56V57H247ZM253 56H255V57H253ZM52 57V58H51ZM119 57V58H118ZM238 57V56H237ZM258 57H260L261 58V56H259L258 55ZM54 58V59H53ZM61 59V61H59L60 59ZM62 58H64V59H62ZM92 58V59H91ZM97 58H99L97 61V63H99V62H101V58L102 57H99V56H97ZM190 58V57H189ZM188 58V60H187V62H188V65L185 63V62H183L182 61V63H180V69L182 70V65H183V63L186 65V67H185V69H183L181 72H179L180 70L178 69V68H176L175 67V64L174 65H172V68H175L176 70L175 71H177V70H179L178 71V75L177 76H175L176 74H174V77H172L171 76V78L170 77H166V76H164V77H166V83H165V81H162L164 84H166L167 86H165L164 84H163V87L165 86V89H163L164 90V93H167L166 91L167 90H169L168 92H169V94H170V87L169 88H167L168 87V85L170 86H172V84H173V81H174V84H175V87H176V81L177 80H179V82H180V80L182 79L183 80V84H184V82H186L185 84H187V83H189L188 81H185L184 79H186V80H188V78H190V77H193L192 79H194V77L195 76H197V78L198 79H196L198 82H202V85H201V83H199L198 85L200 86H203V84H204V82H203V80L202 81H200V79H202L203 77H204V79L206 80V82H205V84H209V80H210V76H209V74L207 75V73H205V71H206V68L207 67H209L208 66V64L207 63H209V61L210 62H212L211 60H209V57H208V59L206 58V60H208V62L206 63V61H204V64L205 65H203V62L202 63H199V64H201L199 67H197V68H194L193 66V69H192V67L190 68V67H188L189 66V64H190V60L191 59H189ZM251 58V59H250ZM69 59V60H68ZM101 59V60H100ZM179 60V58L177 57L175 60L176 61H178ZM230 59V60H231ZM237 58L235 59V61L236 60H238ZM257 59H259V58H256V60ZM48 60V61H47ZM80 60V61H79ZM107 62H106V61ZM134 60V61H133ZM172 60H174L173 58H171V61ZM225 60V62L227 63V61ZM245 63H249V62H246L245 60L246 59H242ZM260 60L261 59H259V60H257L259 63H262V61L260 62ZM73 61V63H71ZM75 61V62H74ZM88 61H89V63H88ZM91 61V62H90ZM112 61H111V64L113 65L114 64V62L112 63ZM170 61V60H169ZM235 61H232L231 60V62H232V64L235 62ZM65 62H67V65H70V63L71 64H73V65H70V68L68 67L67 68V65H66V63ZM175 61H173V63H174ZM225 62H224V65H225ZM77 63V64H76ZM79 63V64H78ZM103 63V62H102ZM110 63V62H109ZM115 63H117V64H119L118 62H115ZM124 63V64H123ZM176 63V62H175ZM241 63V65H243L244 63L243 62H241L240 60H239V62L235 65L236 67L238 66V67H240L238 64H240ZM243 63V64H242ZM253 63V64H252ZM75 64L77 65V67H80V68H78V70H76L74 67H76L75 66ZM84 64V65H83ZM86 64H88V65H86ZM90 64V65H89ZM96 64V63H95ZM198 64V65H199ZM210 64V63H209ZM78 65H80V66H78ZM109 65V64H108ZM111 65V66H112ZM176 65H178V62H177V64ZM203 65V66H202ZM224 65H222V66H224ZM227 65H228V63L226 64V67H227ZM231 65V64H230ZM234 65V64H233ZM261 65V66H260ZM85 67V69H83L84 67ZM87 66V67H86ZM121 66V65H120ZM121 66V67H122ZM128 66H130V65H128ZM128 66H126V67H128ZM210 66V67H211ZM243 66H245V65H243ZM242 66V67H243ZM248 66H246V68H248ZM257 66V67H256ZM73 67V68H72ZM113 67V66H112ZM120 67V68H121ZM225 67V68H226ZM229 67H231V66H229L228 65V68ZM234 67V66H233ZM237 67V68H238ZM71 68H72V70L74 71V69H75V72H73V71H70L71 70ZM117 68H119V66L117 67ZM215 68H216V70H215ZM223 68V67H222ZM232 68V67H231ZM241 68V67H240ZM257 68H259V69H257ZM261 68V69H260ZM57 69V70H56ZM211 70V68H208L207 70ZM224 69V68H223ZM227 69V68H226ZM230 69V68H229ZM249 69V68H248ZM174 70V69H173ZM225 70V69H224ZM257 70H258V76L257 75H255V74H257ZM260 70V71H259ZM219 71H220V73H219ZM59 72V73H58ZM64 72H67V73H64ZM208 72V71H207ZM225 71H223V73H224ZM241 72H243V74L244 73H246V74H242ZM256 72V73H255ZM61 73H63V74H61ZM76 73V74H77ZM208 73H210V72H208ZM242 74V76H243V79L242 78H240V76H241V74ZM65 74V75H64ZM76 74H74V75H76ZM76 75L77 76V78H76V80H78V77H79V75ZM122 74V75H121ZM219 74H221V75H223L222 77L219 75ZM235 74L237 75L236 76V78H234V76H235ZM33 75H35V74H33ZM82 75H84V74H82ZM116 75V74H115ZM119 77L118 78H116V76L114 77V78H112V76H110V78H112V79H109V82L111 83V81L113 80V84L114 83H117V85H118V83H120V84H125L124 82V79L126 78L125 77V73H120V75L119 74H117ZM249 75V76H248ZM36 76H38V75H36ZM65 76V77H64ZM81 76V75H80ZM217 76H218V78H217ZM225 76V77H224ZM239 76V78H238V82L236 83V79H237V77ZM257 76V77H256ZM60 77H58V78H60ZM83 77V78H82ZM82 77H79V80L82 78V85H87V83H85L84 81H85V78H84V76H82ZM106 77V76H105ZM200 77H202V78H200ZM209 77V78H208ZM255 77H256V80H254L255 79ZM67 78V77H66ZM91 77H89V79H90ZM108 76H107V78H105V80H107V82H108ZM229 78V79H228ZM88 79V78H87ZM88 79V81H92L91 79L89 80ZM115 79V80H114ZM164 78L162 77V80H163ZM232 79V80H231ZM39 80H40V77H39ZM75 80V81H76ZM78 80V81H79ZM105 80H103L104 82H105V85H106V81ZM111 80V81H110ZM204 80V81H205ZM230 80V82H229V86H231V87H229L228 89H227V86L226 85H228L227 84V82ZM249 80V81H248ZM81 81V80H80ZM87 81V80H86ZM120 81V82H119ZM190 83H189V85H188V87H187V85H186V87L183 89L184 91H186L188 88V91H187V94H185V96H184V94H183V92L181 93V95L183 94V96L180 98V97H178L177 96V98L176 97H174V96H171V95H173L172 93L169 95V94H167V96L169 95L170 96V98L172 97H174L175 99H170L169 98V96H168V98L166 97L165 99H167V101H165V103L163 102L162 103V101H161V103L163 104L162 105V107H160L159 108V110H157V111H155V114H154V110L155 109H153L154 108V106H156L157 105V103H158V105H160L161 106V104L159 103L160 102V100H161V98H163V96L165 95V94H162L161 93V98L159 99V97H158V94H157V98L155 97V99L156 100H154V102L155 101H158L159 100V102H157L156 103V105H154V102H151L152 100H150L149 101V96L147 97V94H149V93H143L144 95H146V97H147V100L149 101V102H147L146 101V104L148 103V104H151V106H149L150 107V109H152V112L150 111V109L148 108V110L150 111H145L144 113H146V112H149L148 114H154L153 116H151V117H149L148 118V116L146 117V115H148V114H146L145 116H144V113H143V116H144V121L143 120H140V118H142L143 116L141 115V117L140 118H138L135 122H139V120H140V122H139V124L138 123H136V124H138L139 126H141V121H143V127H141L140 128V133H138V131L136 132V130H135V132H134V129H132L133 130V132H129V133H127L128 131H130V128H131V126L129 127V129H128V127H127V129H128V131L126 132L127 134V136H125L124 137V139H122V140H120V142H118V144H116L117 146H115L113 143V140L114 139H116L117 137H115L116 135V133L115 132H112V131H114V130H116V128L114 127V129L113 128H109L110 129V132H109V130L107 131L108 132V134L110 133L111 135H112V133L114 134V136L112 135V137H114V139L112 138V139H109L108 138V136L110 135H108V134H106L107 135V137L105 138V139H108V140H105V143H107L108 145H110V144H113L112 146H113V148L112 149H109L108 147V150H107V148H105L104 149V147H106V146H108L107 144H105L106 146H101V148L102 149H104V151L106 150V151H110V152H107V153H109V154H106V155H110V153L112 152L113 154H114V152H115V154L114 155H110L109 157H108V160L110 161H108L107 159V163H108V165H109V167H111L110 168V171H109V173L107 172V174H106V172H105V167L103 168V171H104V173L107 175V180H105V181H103V182H105V184H104V187H102V184H101V188L103 189L102 190V192H106V191H104L106 188H107V184L109 183V184H111L112 185V183H115V181L117 182V180H118V178L120 177V179L123 181V183H124V186H122V190H120L121 192H119V196H121L120 198H129L130 196L132 197V195H133V198H136V195H138V193L137 192H139L138 190L137 191H133L134 189H136L135 187H133V190H132V188H131V186H130V188H125V186H127V185H129L130 184V182H133V181H135V179L133 180H131L130 182H124L126 179H127V174H125L126 172H127V170L128 169H130V167L131 166H137L138 167V170H139V172H138V174H140L139 176L136 174L135 176H136V180L138 181V177H140L139 179L141 180V178H142V182L141 181H138L139 183H137L136 181V183L134 184H132V185H141V184H143V185H148V187H149V184L151 183L152 185H154V189L152 188V187H149L150 189L152 188V190L154 191V190H156V188H157V186H159L158 187V189H157V192H156V194L154 193L153 195H151V193H153V192H149L150 193V195L148 194V192H144L145 194H143V195H145V197H143V198H141L139 195V197L140 198H138V200H139V203L136 201V202H134L135 203V205L133 206V208H132V205H131V203H133V201L134 200H136V199H133L132 200V202L131 203H129L128 204V201L125 203V204H128V206H130V207H125V204H124V206H121V205H119V207L120 208H122V209H119V210H122L123 212H118V213H122V214H125V213H128L129 212V214H126V215H122L121 214V216H122V218H121V216L120 215H118V216H116V217H119L120 216V218H118L119 219V223H118V226H119V233H121V235H122V238H123V240L125 241H123L122 240V238H121V240H122V243H123V245L125 246V247H127L126 249V252L127 251H129V254L130 253H132V254H130L131 255V257L130 258H136V259H138V258H144V260L142 261L141 260V264H156L155 262H154V260L152 259V258H150V256L148 255H146V258L145 257H141V256H144V255H140L139 256V254L141 253L142 254V251L143 250H145L144 248H146V247H148L149 245H148V243H150V244H152V243H154V240H156V238H159V237H162L161 235H162V233L165 235V230L164 231H162V230H160L162 227H163V224H165L164 223V220H166V219H162L164 216V213H163V209L166 207V205H165V203H166V200L165 199H167L166 197H164V194H163V191H162V189L161 188H163V187H161L160 188V186L161 185H155V184H161V182H162V180H161V178H160V180H157V181H155L154 179V181L156 182H149L148 183V181H147V179L146 178H148V180L149 181H152V177L153 178H158L159 176L158 175H160V172H161V170L159 171L158 170V166L161 164L162 165V163H158L159 165H156V166H154V167H152V168H154L153 169V171H155V168H156V173L155 172H153V171H150V173H147L148 172V170H147V166L145 167V165H147V164H151L150 162H151V158L149 157L150 156V154L151 153H153V151H157V150H153L155 147H156V149H160V148H157V145H158V147H163L162 145H159V143H160V140H161V142H162V139H161V136H163V137H165V139H168L167 138V135H169V133L172 131V132H174V131H176L175 133H177V136H179V134H182V133H184V135H181L182 137H183V140H186L185 138H186V132H187V134H189L188 133V131H190V130H192V128H194L195 129V125H198V126H196V130H194L193 129V133L192 134H189V135H187V140L185 141V142H187L188 141V139H190L189 140V144H186L184 141H182L181 140V142H183V143H185V146L184 145H180L179 146V148L180 149H182L181 151L184 153H182L181 151H179L178 149H176V151L177 152H171V153H169V157H171V156H175L176 154H178V155H176L177 157H174L172 160V164H173V166L174 167H176V165H178L177 167H180V162L181 163H184L185 164V167H187V166H189L190 164H194V163H192L191 161L194 159L195 160V157L197 156V154H194V156L195 157H193V153H196V150H197V153H199V152H203V154H204V156H203V162L202 163H204V164H208V165H210V166H214V165H221V164H223L225 161H226V159H227V147L226 146H222V145H220V133H221V131L223 130L224 131V129L225 128H227V127H225V125L227 124L226 123V121H227V119L226 118H228V114H226L225 113V107H227V106H225L224 108H222L224 111H222V109H221V113H219V115H218V118L217 119H215L214 120V114H215V112H212L213 110L214 111H216L215 109H219V107L220 106H217V107H215V105H213V103L211 102V99H213L214 100V98H213V96L210 94H206L207 96H209V97H207L206 95H202L201 97H203V99L202 98H200V99H202L203 101H205V103L204 104H202V105H205L206 106V108L208 109H206L205 108V106H204V108L206 109H204V108H202L203 106L201 105H199V103L201 104V101L199 102V96H197L196 94H199V90L197 89V88H199V87H195V83H193V81L194 80H191L190 79ZM197 81H195V82H197ZM231 81H233V82H231ZM256 81V82H255ZM77 82V81H76ZM108 82V83H109ZM128 82V81H127ZM234 82L236 83L235 85H234ZM81 83V82H80ZM90 83V82H89ZM169 83V84H168ZM181 83V82H180ZM230 83H231V85H230ZM233 83V84H232ZM131 83L129 82V83H126L125 85H127V87L126 86H124V90H126L127 92L129 91V89H130V92H131V90L132 89H134L136 86H134V88H131V87H129V85H130ZM183 84H181V87H184L183 86ZM204 84V85H205ZM207 84V86L209 87V85ZM239 84V85H240ZM81 85V84H80ZM108 85H112V84H108ZM115 85V84H114ZM234 85V86H233ZM207 86H206V88H207ZM233 86V87H232ZM247 86V85H246ZM133 87V86H132ZM173 87V86H172ZM248 88H249V86H247ZM246 87V88H247ZM126 88V89H125ZM202 88V87H201ZM201 88H199V89H201ZM220 88V89H219ZM197 89V90H196ZM207 89H209V88H207ZM242 91H241V90ZM135 90H136V88H135ZM171 90H174V88H172ZM203 91H204V87H203V89H202ZM210 90V89H209ZM247 90V89H246ZM137 91H138V89H137ZM202 91V92H203ZM217 91V92H216ZM239 91H241L240 93H239ZM156 93L157 91L156 90H154L153 91V93ZM198 92V93H197ZM208 92H210V91H208ZM210 92V93H211ZM222 92L224 93V95H222ZM186 93V92H185ZM237 93H239L238 95H236ZM17 94H19V93H17ZM36 94H37V96H36ZM36 94H34L36 97H32V98H29V97H27V96H30V95H27V94H21V96L23 95V98H24V96L25 95H27L26 97L27 98H29L27 101H25V98L24 99H22V97H19L20 96V94L17 96L16 95V93H15V95L17 96H15L16 98H18L19 97V99H21V100H24L25 102H28V103H25V102H22L23 104H21V106L23 105L24 106V103H25V106L23 107H20L19 105V107L20 108H22V109H24V110H21L20 108H16V103H12L13 101H12V98L11 99H9V101L8 100H6V101H8L9 103H8V105H6L7 103L6 102H4L5 103V105L6 106H8V108L5 106V111H3V113H5V112H8V113H5L6 115H12L10 118L11 119H15V120H13V122H15L14 124H15V126L16 127H13L12 128V131H14V134L15 133H20V131L22 130L23 131V129H25V126L26 127H28L29 125L28 124H30V127H31V125H34V127H37L36 125H38L37 123H38V118H35V117H33V116H35L34 115V113L35 114H37L38 112L40 113V111L41 110H44V109H46V108H48L49 107V102H48V100H45V99H47L46 97L43 99V96H44V92H43V94L42 93H40L39 92V94H40V96L38 95V93H36ZM203 94H205V92L203 93ZM43 95V96H42ZM57 95V94H56ZM142 95V94H141ZM141 95H138L137 97L138 98H136V99H134L135 101H136V103H138V101H137V99L139 100L140 98H142L141 97ZM144 95H143V98L144 99H146L145 97H144ZM153 94H151V96H152ZM160 95V94H159ZM163 95V96H162ZM200 95V94H199ZM234 95H236V96H234ZM32 96V95H31ZM30 96V97H31ZM150 96V97H151ZM154 96V95H153ZM214 96V97H215ZM13 97H14V95H13ZM140 97V98H139ZM165 97V96H164ZM183 97L185 98V101L186 102H184V99H183ZM205 97H207L206 99H205ZM217 97V96H216ZM216 97H215V99H216ZM199 100H198V99ZM209 98H210V100H209ZM15 99V98H14ZM18 99V100H19ZM151 99V98H150ZM168 99H170V100H168ZM182 99H183V101H182ZM21 100H19V101H21ZM221 100V101H220ZM220 100H214L213 102H215L216 103V105L217 104H220L221 105V103L220 102H225L224 101V98L223 99H220ZM248 100V101H247ZM12 101V102H11ZM44 101V102H43ZM135 101H133L132 103H133V105L135 106V107H137V104L135 103ZM141 101V100H140ZM182 101V102H181ZM220 101V102H219ZM15 102V101H14ZM180 102L183 104V105H181L180 104ZM208 102H211V103H208ZM218 102V103H217ZM227 102V101H226ZM31 103V104H30ZM46 105L47 103H49V104H47L45 107L46 108H44V105ZM18 104V103H17ZM41 104V105H40ZM148 104H147V106H148ZM207 104H208V106H207ZM213 105L214 106V108H213V110L212 111H210L211 109H210V107H213V106H211V105ZM225 104V103H224ZM223 104V105H224ZM227 104V103H226ZM12 105V106H11ZM27 105V106H26ZM43 105V106H42ZM54 104H50V109H48V110H50V111H52V110H54L55 109V107H57V109L58 110H56V111H58L59 112V114L61 113L60 112V110H59V108L58 107H60L61 108V106L60 105H58L56 102H55V106H53ZM58 105V106H57ZM152 105H154V106H152ZM157 105V106H158ZM209 105H210V107H209ZM223 105H221V107L223 106ZM230 105L232 106V107H230ZM241 105H243V106H241ZM28 106H32V108L33 109H31L30 107H28ZM33 106H35V107H33ZM54 108H52V107ZM10 107V108H9ZM44 109H43V108ZM151 107H153V108H151ZM159 107V106H158ZM190 107H194L195 108V110L197 109V110H200V111H197L196 110V112H195V110L194 111H190ZM198 107V108H197ZM220 107V108H221ZM240 107H242V108H240ZM15 108V109H14ZM36 108V109H35ZM63 108V107H62ZM61 108V109H62ZM202 108V109H201ZM228 108V109H229ZM3 109V110H4ZM8 111H7V110ZM16 109H17V112H14V110L16 111ZM20 109V110H19ZM146 109H147V107H146ZM18 110H19V112H18ZM28 110V111H27ZM29 110H31V111H29ZM47 110V109H46ZM46 110H44V111H46ZM53 111V114H55L56 113V111ZM66 110V109H65ZM134 110H137L136 108L134 109ZM202 110L205 112V113H214V114H207V115H205V113L204 112H202ZM13 111V112H12ZM25 112V113H23V112ZM44 111H42V112H44ZM62 112H63V110H61ZM208 111V112H207ZM226 111H227V108H226ZM29 112H31V114L29 113ZM55 112V113H54ZM66 111H64V113H65ZM218 112H220V111H218ZM224 114H223V113ZM26 113H27V115H26ZM38 113V114H39ZM4 114V115H5ZM13 114H14V116H13ZM57 114V113H56ZM58 114V115H59ZM63 114V113H62ZM217 114V113H216ZM226 114V115H225ZM230 114V115H231ZM18 115V116H17ZM19 115H22V116H20L19 117ZM31 115H33V116H31ZM61 115V114H60ZM112 115H114V112H113V114ZM211 116V115H214L213 116V118H208L207 116ZM17 116V117H16ZM25 116V117H24ZM28 116H30V118L28 117ZM116 116V115H115ZM217 116V115H216ZM15 117V118H14ZM32 117V118H31ZM86 117V116H85ZM85 117H83V118H85ZM88 117V116H87ZM86 117V118H87ZM111 117H113V116H111ZM231 117V116H230ZM229 117V119L230 120H232L233 118H230ZM7 119H9V117H6ZM17 118H19L18 119V121H17ZM24 118V119H23ZM33 118H35V119H37V121L36 120H33ZM80 119L79 120V122L78 123H76V125H75V123L73 124H71L72 126H73V128H71V125H70V129H68L67 130V132H68V134H67V137L66 138H64L63 137V135H66V134H63L61 137H62V139H63V141H61L60 142V144H59V141H60V138L59 139H57V142H58V148H59V150H58V148L55 150V152H56V154H58V155H60L61 156V154H62V157L66 160L67 159V157L65 156V155H68L70 152H71V150H74V148L73 149H70V145H72L71 146V148L72 147H75L76 148V146H78V145H80V143H82L81 141H82V139H83V135H85L86 136V132H88V130H90V129H88L89 128V125L90 124H92V120H93V118H91V117H88V118H90V119H86L85 118V120L84 119ZM114 119L112 120L113 121V124H114V121H115V117H113ZM194 118V119H193ZM205 118L206 119H212V120H207V121H212L213 122V120H214V123L212 124V122H211V126H209V124H208V122L205 120ZM191 119H193V120H191ZM21 120V121H20ZM189 121V123L191 122V121H195L196 123H195V125H194V122H192V124H193V126L194 127H192L191 128V126L192 125H190V124H188L186 121ZM205 122H204V121ZM9 121H11V120H9ZM19 121H20V123H19ZM25 121L27 122V123H25ZM32 121H36V122H34V124H32V123H29V122H32ZM233 122H234V119L232 120ZM13 122H12V124H13ZM22 122V123H21ZM40 122V121H39ZM135 122L132 124V127H135V126H133V125H135ZM202 122H204L202 125H201V123ZM207 122V123H206ZM232 122V123H233ZM18 123L20 124V126L18 125ZM23 123H25V124H23ZM141 123V124H140ZM13 124V125H14ZM24 126L23 127V129L21 128V129H18V128H20V127H22V125ZM112 124V126H115V125H113ZM207 125V126H204V125ZM230 124V123H229ZM234 124V123H233ZM28 125V126H27ZM75 125V126H74ZM137 125V126H138ZM190 125V126H189ZM19 126V127H18ZM112 126H110V127H112ZM137 126H136V128H137ZM138 126V127H139ZM223 127H225V128H223ZM38 128H39V125H38ZM191 128V129H190ZM223 128V129H222ZM229 128V127H228ZM227 128V129H228ZM15 129V130H14ZM18 129V130H17ZM28 129V128H27ZM66 129V128H65ZM63 130L62 129V131L63 132H66V130ZM113 129V130H112ZM126 129V130H127ZM213 129H215V130H213ZM18 132H17V131ZM112 130V131H111ZM126 130H124L123 131V134H125L124 132L126 131ZM62 131H60L59 133H58V135H60L61 133H62ZM72 131V132H71ZM194 131H197V132H194ZM223 131H222V133H223ZM11 132V131H10ZM171 132V133H172ZM69 133H70V135H69ZM175 133H173V134H175ZM197 133V135H194V134H196ZM57 135V136H58ZM106 135H104L103 134V136L101 137V139L104 137V136H106ZM122 135V134H121ZM195 136L194 138H192L194 141H195V138H196V136H198V138H199V146H197V145H195V147H192V145H194V143L191 145V143L192 142H194L193 140H191V138L189 137L188 138V136ZM83 136V137H82ZM192 136V137H193ZM162 137V138H163ZM174 137H176V134H175V136ZM177 138H180V137H177ZM177 138H176V140H175V142L177 141ZM61 139V140H62ZM74 140V141H72V140ZM101 139H99L98 140V143L100 142V144H101ZM164 139V138H163ZM169 139L171 140V138L169 137ZM169 139H168V141H169ZM59 140V141H58ZM84 140V139H83ZM109 140H110V142H109ZM77 143H76V142ZM116 141H117V139H116ZM164 141H167V140H164ZM191 141V142H190ZM196 141H198V140H196ZM196 141H195V144H196ZM65 142H67L66 143V147H64V145H65ZM110 144H109V143ZM178 142H180L179 140H178ZM178 142H177V144H178ZM64 143V144H63ZM70 143V145H68ZM79 143V144H78ZM102 143H103V145H104V142L102 141ZM116 143V142H115ZM164 143H167V142H164ZM74 144V145H73ZM100 144H98V146L100 145ZM162 144V143H161ZM76 145V146H75ZM97 145V144H96ZM62 146V147H61ZM192 147V148H189V147ZM61 147V148H60ZM64 147V148H63ZM115 147V148H114ZM185 147H187V148H185ZM197 147H199L201 150L198 152V149H197ZM101 148H96V146H95V149H100L101 150ZM189 148V149H188ZM65 149V150H64ZM67 149V150H66ZM95 149H92V151L93 150H95ZM113 149H114V151H113ZM187 149V150H186ZM68 150H70V151H68ZM112 150V151H111ZM186 150V151H185ZM92 151H91V153H92ZM102 151L103 150H101V152L99 153V154H101L102 153ZM106 151L105 152H103V153H106ZM94 153L95 152H98V151H93ZM91 153H90V155H91ZM182 153V154H181ZM55 153H54V155H56ZM57 155V156H58ZM64 155V156H63ZM94 155V154H93ZM95 155H98V154H95ZM94 155V156H95ZM106 155H103V157H104V159L103 160H105V157H106ZM152 155V154H151ZM56 156V157H57ZM89 156V155H88ZM94 156H91V157H93V162H92V159H88V161L85 159V161H87L88 162V164L89 165H93V163H94ZM100 156V157H99ZM59 157V156H58ZM66 157V158H65ZM90 157V158H91ZM97 157H99L98 159H100L101 157H102V155H98ZM97 157H95L96 158V160H95V163L94 164H96V163H98L99 164V162L102 160V159H100L99 160V162L97 161L98 159H97ZM148 157H149V159H148ZM177 160H176V159ZM193 158V159H192ZM192 159V160H191ZM102 160V161H103ZM105 160V161H106ZM194 160H193V162H194ZM85 161H83L82 163H84ZM90 161H91V163H90ZM97 161V162H96ZM81 162V161H80ZM86 162V163H87ZM177 162H179L178 164H177ZM101 163V162H100ZM105 163V162H104ZM110 163V164H109ZM85 164V163H84ZM97 164V166H98V168H99V166H100V164L98 165ZM106 164V163H105ZM104 164V165H105ZM176 164V165H175ZM189 164V165H188ZM80 166L81 165H83V164H79ZM87 165V164H86ZM101 165H102V163H101ZM149 165H148V168H149ZM181 165H183V164H181ZM187 165V166H186ZM79 166V167H80ZM95 166V173H96V175L98 174V172H99V170H97V172H96V169H98V168H96L97 166L96 165H94ZM143 166L145 167L144 169H143ZM163 166V165H162ZM162 166H160L161 167V169L163 168ZM85 166H82V167H80L79 169L81 170V173H79L80 172V170H79V172L77 171V173H79L78 175L79 176H74V177H76L75 178V180H77V178H78V183H77V186L80 184L79 182H82L81 180H80V178L82 177V175H84V178L87 176L86 175V172H84L83 171V169L85 170V168H84ZM87 167H89V168H86V169H90V168H92L93 169V167H90V166H87ZM107 167V166H106ZM184 168V167H183ZM142 169V171H140ZM107 170H109V169H107ZM126 170V171H125ZM145 170L147 171L146 173H147V175H146V173H145ZM149 170H150V168H149ZM85 171H87L88 172V170H85ZM91 171V170H90ZM93 171V170H92ZM144 171V174L143 175H141L142 173L141 172H143ZM159 171V172H158ZM77 173H76V175H77ZM85 173V174H84ZM92 172H89V177L92 175L91 174ZM95 173L93 174V175H95ZM101 173V172H100ZM99 173V174H100ZM154 173V174H153ZM80 174H82L81 176H80ZM91 174V175H90ZM158 174V175H157ZM101 175H104V174H100V175H98V176H100V178H103ZM150 176V178H151V180L149 179V176ZM154 175H156L155 177H154ZM105 176V175H104ZM147 176V177H146ZM152 176V177H151ZM158 176V177H157ZM161 176V175H160ZM106 177V176H105ZM118 177V178H117ZM145 177V178H144ZM83 178V177H82ZM116 178H117V180H116ZM21 179V178H20ZM72 179L74 180V178L72 177ZM90 179L91 178H89V181H88V176H87V183L88 182H90ZM144 179V180H143ZM16 180V179H15ZM75 180H74V183H75ZM4 180H2V181H0V264H50L51 263V253H50V249L48 248V247H50V239L52 240V237H49L50 236V232H52V227H53V220H55V218L54 217H56V216H54V213L57 215L58 213H56L58 210H61L62 209V207H63V205H64V194H63V192L61 193L60 191H59V193L60 194H58V192H54V193H51V194H49L50 196H48V194H46V196H45V199H44V197H39V198H42V199H34L35 197V195L34 196H32V195H30L29 196V194H27V193H29V192H27L26 191V188H25V190H24V192L26 191V195L25 194H22L23 192L21 191V190H23V188H24V183H22V181H24L23 179L22 180H16V181H7V183H6V181L5 182H3ZM85 181V180H84ZM100 181H101V179H100ZM100 181L99 182H96V183H99V185H100ZM119 181V180H118ZM121 181V182H122ZM145 181L147 182V183H145ZM160 181V182H159ZM73 183V184H74ZM141 183V184H140ZM83 184H86L85 182L83 183ZM79 185V187H83L84 185ZM108 184V185H109ZM126 184V185H125ZM74 185H76V183L74 184ZM92 185V184H91ZM91 185L89 186L88 185V187H86L87 189H90L89 187H91ZM111 185H109V186H111ZM131 185V184H130ZM217 185V183H214L212 186H216ZM21 186H23V187H21ZM27 186V185H26ZM25 186V187H26ZM85 186H87V185H85ZM93 186H97V185H95V184H93ZM162 186H163V183H162ZM99 186H97V188H98ZM106 187V188H105ZM156 187V188H155ZM22 188V189H21ZM85 188V187H84ZM93 187H91V189H92ZM105 188V189H104ZM109 188V187H108ZM79 189V191L81 192V195H83V194H85V193H83L84 192V189L82 188V190H83V192L81 191V189L80 188H78ZM90 189V190H91ZM98 189H100V188H98ZM126 189H131L132 191L130 192V190L128 191V190H126ZM139 190H140V188H138ZM18 190V191H17ZM86 190V189H85ZM182 190V189H181ZM181 190H179V191H181ZM184 190V189H183ZM13 191H15V192H13ZM17 191V192H16ZM178 191V190H177ZM179 191L177 192V193H179ZM87 192V191H86ZM101 192V193H102ZM128 192H129V194H128ZM143 192V190H141V193ZM155 192V191H154ZM182 192V191H181ZM180 192V193H181ZM31 194H32V191L30 192ZM124 193H126L127 195H125ZM132 193V194H131ZM135 193H137L135 196H134V194ZM22 194V195H21ZM36 194V193H35ZM54 194H56V195H54ZM63 194V195H62ZM139 194H140V192H139ZM182 194H184V193H182ZM181 194V195H182ZM24 195V196H23ZM122 195L124 196V197H122ZM147 195H149V197L147 196ZM166 195V194H165ZM180 194H178V197H177V199H180V197L179 196H181ZM126 196V197H125ZM31 197V198H30ZM33 197V198H32ZM37 197V196H36ZM176 197V196H175ZM38 198V197H37ZM145 198V199H144ZM181 198H182V196H181ZM34 199V200H33ZM132 198H130V200H131ZM142 201H144L142 204H140V202H142ZM175 200H176V198H175ZM182 199H180V201H181ZM178 202H180L179 200H177ZM136 203L139 205V206H137L136 205ZM143 205V206H142ZM146 205V206H145ZM165 205V206H164ZM62 206V207H61ZM118 206V205H117ZM59 207H61V208H59ZM123 207L124 208H126V209H124L123 210ZM164 207V208H163ZM128 208H131V209H129L128 210ZM140 209V210H139ZM145 209V210H144ZM126 210H128V211H126ZM137 210H139V211H141V212H137ZM131 211V212H130ZM145 211V213H143ZM134 212V213H133ZM137 215H136V214ZM163 213V214H162ZM78 215H80V214H78ZM78 215L76 216V217H74V219H73V222H74V220H75V218H77V219H79L78 218ZM133 215V216H132ZM146 215V216H145ZM136 217V218H135ZM142 219H141V218ZM137 218H140V219H137ZM165 218V217H164ZM77 221V220H76ZM79 221V220H78ZM166 222V221H165ZM73 224H77L76 222H74ZM75 225H73V226H75ZM120 225H121V229H120ZM166 225V224H165ZM160 226H162V227H160ZM165 227V226H164ZM163 227V228H164ZM165 229V228H164ZM258 230H257V236H256V238H255V244L253 245L254 247L256 246V247H258V248H254V249H256L257 251H258V258H259V264L261 263V264H264V221L262 222V226L261 227H258L257 228ZM120 230H122V232L120 231ZM49 231V232H48ZM161 231V232H160ZM123 233V234H122ZM49 234V235H48ZM160 234V235H159ZM159 235V236H158ZM52 236V235H51ZM157 236V237H156ZM121 237V236H120ZM48 239V240H47ZM153 240V242H152V240ZM166 239V238H165ZM165 239H164V241H165ZM148 240V243H147V246H146V241ZM45 241V242H44ZM163 241V242H164ZM152 242V243H151ZM127 243V244H126ZM159 243H160V246L162 247V244H161V241H158V249H160L161 247L159 246ZM49 244V245H48ZM130 245V247H129V245ZM45 246V247H44ZM47 246V247H46ZM129 247V248H128ZM144 247V248H143ZM160 247V248H159ZM103 249L105 248L104 247V244H103V247H102ZM143 248V249H142ZM102 249V250H103ZM129 249V250H128ZM148 249V248H147ZM146 249V250H147ZM259 249V250H258ZM49 252H48V251ZM101 250V249H100ZM131 250V251H130ZM43 251H45V252H43ZM43 253V254H42ZM50 253V254H49ZM148 253V252H147ZM49 254V255H48ZM128 254V255H129ZM143 254H144V251H143ZM159 254L161 255V253L159 252ZM129 255V256H130ZM158 255V254H157ZM159 255V256H160ZM159 256H157V257H159ZM51 260V261H50ZM153 260V261H152ZM29 261H31V263H29Z\"/></svg>",
  "mask_w": 264,
  "mask_h": 264
},
{
  "label": "snow or ice",
  "instance_id": "snow-or-ice-1",
  "mask_svg": "<svg viewBox=\"0 0 264 264\" xmlns=\"http://www.w3.org/2000/svg\"><path fill=\"white\" fill-rule=\"evenodd\" d=\"M210 8H221L235 10L234 14L228 17L220 18V23L224 25H243L251 29L256 23V12L259 14L260 41H261V61H262V79H264V0L259 3H236L223 5H208Z\"/></svg>",
  "mask_w": 264,
  "mask_h": 264
}]
</instances>
